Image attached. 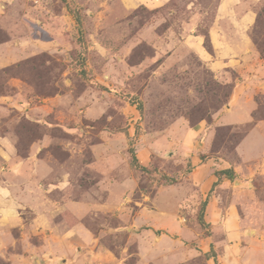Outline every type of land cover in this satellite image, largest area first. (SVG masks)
<instances>
[{
	"label": "rangeland",
	"instance_id": "374dc122",
	"mask_svg": "<svg viewBox=\"0 0 264 264\" xmlns=\"http://www.w3.org/2000/svg\"><path fill=\"white\" fill-rule=\"evenodd\" d=\"M190 2L217 4L0 0V139L10 138L17 161H40L45 196L62 205L57 223H73L67 203L92 207L84 223L119 264H264V173L239 169L215 188L219 204L206 208L205 226L204 200L186 180L187 154L206 145L201 159L219 153L239 167L237 146L264 119L258 95L255 122L219 124L238 75L202 57L214 54L206 37L214 13L192 31ZM193 35L204 38L201 53ZM252 37L264 58V2ZM1 149L0 141L8 171Z\"/></svg>",
	"mask_w": 264,
	"mask_h": 264
},
{
	"label": "crops",
	"instance_id": "0c3cea01",
	"mask_svg": "<svg viewBox=\"0 0 264 264\" xmlns=\"http://www.w3.org/2000/svg\"><path fill=\"white\" fill-rule=\"evenodd\" d=\"M171 1L129 0V3L134 7L145 6L150 10H158L166 8ZM263 2L264 0H217L213 10L208 6L203 8L196 2L187 5L190 20L194 21L192 31L203 25L205 15L210 11L214 13L212 22L206 25V37L214 54L207 58L203 52L204 60L210 62L216 72L233 69L238 75L233 81L231 106L216 116L220 125L255 122L258 107L256 97L264 95V58L256 46L252 32ZM5 9L8 6L3 10ZM54 23L58 24L57 21ZM57 30L55 28L53 32L56 33ZM192 37L197 52L201 53L204 50L203 36ZM23 40V44H29L27 38ZM35 40L39 45L37 40L40 39L36 36ZM13 42L15 40L8 44ZM2 47H6V44L1 45L0 50L5 49ZM193 139L194 135L190 134L188 143ZM0 141L1 154L9 164L8 171L5 167H0V174L5 177L0 180V258L7 264H111L116 261L119 264L118 257L98 249L97 235L84 223L92 207L87 202L67 203L63 211H70L73 223H57L58 209L62 205L45 196L46 192L41 185L44 172L41 171L40 161L37 160V166L34 156L17 161L16 150L10 143V138L2 137ZM152 147L151 149L156 150ZM207 147H202L194 155L190 152L187 154L194 169L186 180L204 201L208 199L209 213L212 206L219 204V194L214 193V189L227 187L231 183L226 178L220 180L216 172L233 169L237 175L240 173L239 169L247 168L264 173V119L256 121L237 146L236 152L242 161L239 167L233 164V168L227 160L219 157V153L203 161L201 155L209 152ZM35 152L38 153V150L33 149V155ZM151 212L153 210L149 213ZM150 220H153L151 216ZM243 235L245 234L239 233L241 239ZM132 256L131 254L130 257Z\"/></svg>",
	"mask_w": 264,
	"mask_h": 264
},
{
	"label": "trees",
	"instance_id": "16d2710c",
	"mask_svg": "<svg viewBox=\"0 0 264 264\" xmlns=\"http://www.w3.org/2000/svg\"><path fill=\"white\" fill-rule=\"evenodd\" d=\"M253 39H254V41H255V43H256V46H257V45H258V44H257V40H256L254 37H253ZM0 43H1V42H0ZM258 50H259V49H258ZM259 51H260V50H259ZM262 52H263V51H262ZM140 110L142 111L143 108L141 107ZM205 159H206V158H202L203 161H205ZM132 165H135V166H137L138 168H140V169H142V170L144 169V168H142L141 166H139V164H138V159H137L135 156L133 157ZM216 175H217V177H218L220 180H221L222 178H226V179H229V180H231V181H234V179H235V177H236V175H235L233 169H229V170H224V171L216 172ZM165 178H166V176H165ZM166 181H168V182L170 183V185H173V184L176 183L174 180H172V179L169 180L168 178H166ZM207 206H208V199H207L206 201H203V202H202V204H201V208H200L199 223H200L202 226H205V225H206V223H205V221H204V212H205Z\"/></svg>",
	"mask_w": 264,
	"mask_h": 264
}]
</instances>
